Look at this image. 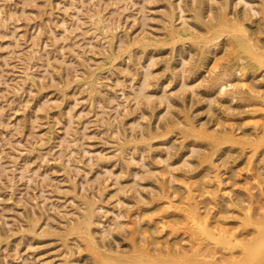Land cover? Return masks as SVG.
Wrapping results in <instances>:
<instances>
[{
  "label": "rangeland",
  "instance_id": "1",
  "mask_svg": "<svg viewBox=\"0 0 264 264\" xmlns=\"http://www.w3.org/2000/svg\"><path fill=\"white\" fill-rule=\"evenodd\" d=\"M263 54L264 0H0V264H190V203L261 218Z\"/></svg>",
  "mask_w": 264,
  "mask_h": 264
},
{
  "label": "bare ground",
  "instance_id": "2",
  "mask_svg": "<svg viewBox=\"0 0 264 264\" xmlns=\"http://www.w3.org/2000/svg\"><path fill=\"white\" fill-rule=\"evenodd\" d=\"M221 20H222L221 23L225 24L227 22V17L224 16L222 17ZM225 26L223 25V28ZM212 31H215V30H212ZM233 31H235V29H233ZM239 31L242 34V40L244 38L243 41L251 45L250 48H253V49L245 48L243 49L242 53H245L248 55L250 54L251 56H254L256 58L258 57L263 58L262 48L259 46H256L255 44L251 42V38L249 37L246 28L241 27ZM178 35L182 37L184 34L179 33ZM240 58H243V56ZM241 60L243 59H240V62ZM248 65L249 63L246 60H243V63L241 64L236 63L233 70L236 75H243V71L247 69ZM220 83L222 82H219V84ZM220 87L222 88L221 89L222 91H226L225 90L226 85L224 83L220 84ZM243 87L246 88L247 91H249V93L251 94H254L260 97L263 96V94L255 91L254 87L252 85H249L248 83H243ZM196 133L194 131V134ZM200 135H201V132H200ZM231 136L235 141H238L237 138H234L236 136L234 135H231ZM260 140L264 141V136ZM260 144H263V143L260 142ZM217 170H220V169H217ZM199 182H200L199 180L191 178L190 181L187 183V190L189 193L190 200L195 199L194 198L195 189H197V187L199 186L200 184ZM223 184L224 182H223V179L220 173H217L216 176L213 178V180H209L205 183V186L211 187L215 185L219 190L222 191ZM225 194L229 196L230 198H232L230 193L226 192ZM166 199L169 200L168 198ZM173 203L171 202L167 203L166 209L172 208ZM190 204H191V207L189 209V212L187 213V215H185L186 220H187V223L185 224V228H186V231L189 232L188 234L191 235L190 250L186 252L187 250L186 248L180 249L179 246H176V245H179L180 243L179 241L173 243V246L177 247L178 250H176V252H177V255L181 257V259L182 258L185 259L188 263L190 262V264H264V214L261 216V218H255L254 215L248 212V214H246L247 219L241 222L242 224L247 223V226H245L241 232H238V229H239L238 227L236 228L234 226H229L227 223L221 222L220 220L213 219L214 221H210L207 216H204L202 214L203 212L201 213L198 205L196 204L194 205V203L193 204L190 203ZM246 210H248V208ZM249 211H250V207H249ZM176 212L178 211L176 210ZM168 224H170V226L172 227L174 226V222L171 220L168 221ZM174 232L175 231H173V233ZM151 241H152L151 238L149 239V242L147 241V247L150 246ZM166 242L169 243L170 240H167ZM144 244L145 243H143V245ZM92 249L95 252L98 259H100L103 263V260L105 259V255L103 252H101L99 245L93 246ZM172 252H173V249L169 248L168 253L171 254Z\"/></svg>",
  "mask_w": 264,
  "mask_h": 264
}]
</instances>
